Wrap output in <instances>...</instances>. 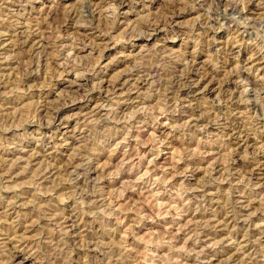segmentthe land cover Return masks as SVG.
<instances>
[{
	"label": "rangeland",
	"instance_id": "374dc122",
	"mask_svg": "<svg viewBox=\"0 0 264 264\" xmlns=\"http://www.w3.org/2000/svg\"><path fill=\"white\" fill-rule=\"evenodd\" d=\"M0 264H264V0H0Z\"/></svg>",
	"mask_w": 264,
	"mask_h": 264
},
{
	"label": "bare ground",
	"instance_id": "6f19581e",
	"mask_svg": "<svg viewBox=\"0 0 264 264\" xmlns=\"http://www.w3.org/2000/svg\"><path fill=\"white\" fill-rule=\"evenodd\" d=\"M129 2V1H128ZM30 263V262H29Z\"/></svg>",
	"mask_w": 264,
	"mask_h": 264
}]
</instances>
